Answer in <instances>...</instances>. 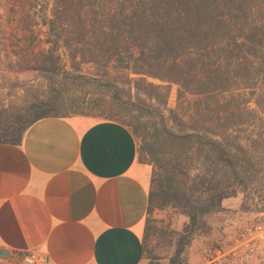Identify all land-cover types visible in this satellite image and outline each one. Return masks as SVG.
<instances>
[{
    "label": "trees",
    "instance_id": "obj_1",
    "mask_svg": "<svg viewBox=\"0 0 264 264\" xmlns=\"http://www.w3.org/2000/svg\"><path fill=\"white\" fill-rule=\"evenodd\" d=\"M39 12L44 38L0 47V67L40 77L12 83L25 98L0 104V143L21 144L47 117L101 114L130 127L153 167L142 235L151 262L156 209L187 217L182 230L164 228L169 264H190L187 247L211 232L207 217L225 199L241 193L243 210L264 212V0H52Z\"/></svg>",
    "mask_w": 264,
    "mask_h": 264
},
{
    "label": "crops",
    "instance_id": "obj_2",
    "mask_svg": "<svg viewBox=\"0 0 264 264\" xmlns=\"http://www.w3.org/2000/svg\"><path fill=\"white\" fill-rule=\"evenodd\" d=\"M138 148L127 125L82 115L0 143V249L47 264H141L152 166Z\"/></svg>",
    "mask_w": 264,
    "mask_h": 264
},
{
    "label": "rangeland",
    "instance_id": "obj_3",
    "mask_svg": "<svg viewBox=\"0 0 264 264\" xmlns=\"http://www.w3.org/2000/svg\"><path fill=\"white\" fill-rule=\"evenodd\" d=\"M22 5L26 8L25 16L22 14ZM35 6H38V8L36 9ZM51 6L52 0H0V41L7 38L6 45L0 42V47L8 48L10 46V38L18 34H27L31 40L36 34L43 33L41 37L44 38L46 28L36 25L37 10L40 9L38 15H42L45 12L48 14ZM29 22L32 23L31 26H28ZM30 45L32 46L33 44L30 43ZM26 46H29V44L27 43ZM61 56L63 63L69 65V59L64 51H61ZM83 69L86 72L94 71L92 64L83 65ZM18 80L26 85H34L40 82V77L32 71L17 72L7 66L0 67V104L14 106L23 103L25 95L22 87L15 88L12 86V83ZM86 117L94 121L103 119L104 116L95 114ZM243 201L244 194L241 193L238 196L228 198L224 211L210 214L207 217V220L212 225V230L208 234L198 233L194 236L186 251L190 264H204L206 254L215 250L219 246L220 241L228 234L235 232L246 224L264 221V212L243 210ZM152 217L156 219V224L160 227L158 232L150 238L149 248L153 250V256L156 259L155 262H151L145 256L142 258L141 264H169V258L175 248V240L168 235L164 228L169 226L171 229L182 230L187 222V217L171 208L156 209ZM0 264H24V262L19 253L9 252L7 256L0 255Z\"/></svg>",
    "mask_w": 264,
    "mask_h": 264
},
{
    "label": "built area",
    "instance_id": "obj_4",
    "mask_svg": "<svg viewBox=\"0 0 264 264\" xmlns=\"http://www.w3.org/2000/svg\"><path fill=\"white\" fill-rule=\"evenodd\" d=\"M24 264H47V257L37 251L21 255ZM204 264H264V221L239 228L209 251Z\"/></svg>",
    "mask_w": 264,
    "mask_h": 264
},
{
    "label": "water",
    "instance_id": "obj_5",
    "mask_svg": "<svg viewBox=\"0 0 264 264\" xmlns=\"http://www.w3.org/2000/svg\"><path fill=\"white\" fill-rule=\"evenodd\" d=\"M9 254V251L6 249H0V255L7 256Z\"/></svg>",
    "mask_w": 264,
    "mask_h": 264
}]
</instances>
